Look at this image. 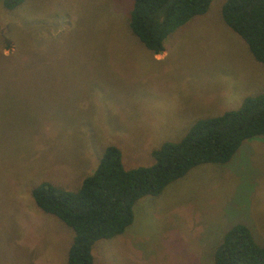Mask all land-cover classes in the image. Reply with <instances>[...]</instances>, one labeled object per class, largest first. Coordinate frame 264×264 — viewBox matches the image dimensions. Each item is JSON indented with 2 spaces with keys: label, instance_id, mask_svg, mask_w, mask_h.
<instances>
[{
  "label": "rangeland",
  "instance_id": "1",
  "mask_svg": "<svg viewBox=\"0 0 264 264\" xmlns=\"http://www.w3.org/2000/svg\"><path fill=\"white\" fill-rule=\"evenodd\" d=\"M225 1L154 53L130 28L132 0H0V264H68L73 230L33 187L77 190L109 145L125 169L149 166L196 121L264 90V64L223 21ZM238 222L264 245V135L140 197L122 233L93 243L91 264H214Z\"/></svg>",
  "mask_w": 264,
  "mask_h": 264
},
{
  "label": "trees",
  "instance_id": "2",
  "mask_svg": "<svg viewBox=\"0 0 264 264\" xmlns=\"http://www.w3.org/2000/svg\"><path fill=\"white\" fill-rule=\"evenodd\" d=\"M24 0H1L14 9ZM211 0H132L129 25L154 53L163 39L193 16L204 13ZM223 21L246 42L253 57L264 64V0H226ZM264 135V90L247 96L240 107L196 121L180 140L163 143L152 152L149 166L125 169L121 152L105 148L94 172L75 191L42 182L32 189L36 205L73 230L68 264H91V247L102 238L124 231L133 220V205L142 196L157 195L191 167L206 162L225 163L247 138ZM214 264H264V245L251 229L235 223L214 252Z\"/></svg>",
  "mask_w": 264,
  "mask_h": 264
}]
</instances>
